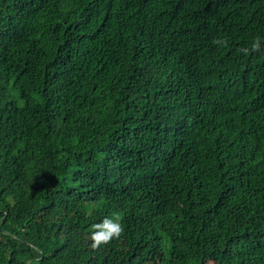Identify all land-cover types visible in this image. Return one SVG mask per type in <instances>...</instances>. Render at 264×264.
<instances>
[{
  "label": "trees",
  "instance_id": "16d2710c",
  "mask_svg": "<svg viewBox=\"0 0 264 264\" xmlns=\"http://www.w3.org/2000/svg\"><path fill=\"white\" fill-rule=\"evenodd\" d=\"M0 264H264V0H0Z\"/></svg>",
  "mask_w": 264,
  "mask_h": 264
},
{
  "label": "clouds",
  "instance_id": "9594fccd",
  "mask_svg": "<svg viewBox=\"0 0 264 264\" xmlns=\"http://www.w3.org/2000/svg\"><path fill=\"white\" fill-rule=\"evenodd\" d=\"M256 45H254L255 47ZM118 221V218H117ZM98 231L92 234V247L95 248L102 242H107L112 236H118L122 231V227L118 222L105 219L102 223L94 226Z\"/></svg>",
  "mask_w": 264,
  "mask_h": 264
},
{
  "label": "rangeland",
  "instance_id": "374dc122",
  "mask_svg": "<svg viewBox=\"0 0 264 264\" xmlns=\"http://www.w3.org/2000/svg\"><path fill=\"white\" fill-rule=\"evenodd\" d=\"M115 216V215H114ZM113 216V221L115 220V217ZM169 249V243H166L165 250L167 251Z\"/></svg>",
  "mask_w": 264,
  "mask_h": 264
}]
</instances>
